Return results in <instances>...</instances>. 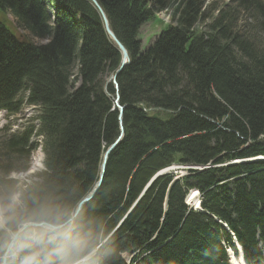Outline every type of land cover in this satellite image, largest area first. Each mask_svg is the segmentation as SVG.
<instances>
[{"label": "trees", "instance_id": "obj_1", "mask_svg": "<svg viewBox=\"0 0 264 264\" xmlns=\"http://www.w3.org/2000/svg\"><path fill=\"white\" fill-rule=\"evenodd\" d=\"M98 2L131 59L117 77L125 134L77 223L56 234L59 245L15 247L11 264H74L96 250L90 264H125L123 255H133L130 264H228L222 244L234 248L232 238L204 213L189 211L188 188L203 194V209L229 226L246 261L255 264L258 234L264 238V0H218L213 24L198 32L193 26L205 17L200 0ZM171 4L179 28L162 32L141 52L139 29ZM34 38L50 41L35 47ZM119 62L88 1L0 0V109L15 115L27 92L45 110L37 130L25 127L5 149L26 169L36 131L45 154L44 184L21 193L22 215L9 219L11 231L25 222L61 224L97 181L103 153L119 135L118 110L110 109L98 83ZM140 103L167 113L148 116L135 107ZM173 164L213 167L175 183L171 175L158 176L143 192ZM14 168L0 166V177ZM15 184L0 196L7 200L3 207L19 192Z\"/></svg>", "mask_w": 264, "mask_h": 264}, {"label": "rangeland", "instance_id": "obj_2", "mask_svg": "<svg viewBox=\"0 0 264 264\" xmlns=\"http://www.w3.org/2000/svg\"><path fill=\"white\" fill-rule=\"evenodd\" d=\"M205 1H207V0H205ZM91 5L93 6V3H91ZM48 11H49V13H51L50 9ZM10 18L11 19L9 21L12 23V25H14L15 24L14 19L11 16H10ZM163 27H165V25L161 24V27H159V25H156V23H154V22H151V23L149 22V23L144 24L138 31L137 41L140 44L142 43L143 48L147 47L150 43H153L157 39V37L160 33V30ZM195 27L196 26L194 25L193 29L196 31L197 29ZM104 31H105V29H104ZM105 33H106V31H105ZM106 35H107V33H106ZM108 38L110 39L109 36H108ZM32 40L36 44H39L41 42L46 44V43H49V41H50L49 38H46L43 40H39V39L34 38ZM107 69H108V67L106 68V71L104 73H102L103 74L102 80L105 83H101V84L98 83V86L101 88V85H102V92L103 93L107 92L106 98L111 102V108L110 109L112 110L113 109L112 100H113V102H117V105H118V104H120V98L117 97L116 92L114 93L115 89H114V84L112 81L113 80L112 76H113L114 72L110 73V72H108ZM72 70L78 76L80 67H79V64L77 62L74 63V65H72ZM67 71H68V69H67ZM185 72L188 73V71L186 69H185ZM76 80H77V82L76 81L74 82L76 84L73 85V91H75L76 86L78 89V85L80 84V81H81V80H79L78 77ZM116 81H117V78H116ZM110 87H112L113 95L109 92ZM117 90L119 92L118 95L120 96L119 88ZM177 90L180 91V89H177ZM103 96L105 97L104 94H103ZM29 103H30V101H29ZM137 105H138V107L141 106L140 104H137ZM35 107H36V103H33V104L30 103L29 105H27L26 101H24L22 111L20 112V110H19V112L17 113V116L14 117V119L11 123V125L13 127L8 132H6L4 134H3V132L0 133V156L1 155L4 156L3 158L0 159V166H1V168H5L9 165L10 166L14 165L15 166L14 169L16 170L15 172L13 171V173H11V174L6 175L5 178L0 177V196L6 195V193H4V192H6L5 187H6V189L11 188L14 183H16L15 184L16 190L19 191V192L14 194V196L11 198V200L9 201V203L5 207H3V204H4L3 202H7V200L6 201L0 200V258H2L3 254H5L7 246L12 242V240L14 239L17 232L22 228V225H24L26 223H33V222L21 223L16 227V230L14 232L8 228V221L11 217H15L16 221H18L20 216L22 215V212H21V208H22L21 207V201L22 200H20V198L22 196L21 193L25 192L26 189H30L32 187L36 188V187L44 184L42 174L44 173V169H45V166H44L45 154L42 151H40V144H41L42 138H38V139L35 138L34 140L30 141L31 144H33L35 141H37L38 145L36 147V150L30 155L28 164H29L30 160H35V158H37L38 160L41 161L39 168L34 167V172L32 171L31 175L29 174V172L28 173L21 172V168L24 164V161H22L20 163L15 161V160L18 161V154L17 153L12 152V151H6L9 149L8 142L13 140V137H15V136L17 137L18 135H21L23 133V131L21 130V125L25 124L26 122H31L30 120H33L36 117L37 110L35 109ZM144 107H145V105H144ZM120 108L122 109V113H123L124 109L122 107H120ZM145 108H147V107H145ZM44 113H45V110H44ZM159 113L160 114L158 116H165V113H162V112H159ZM4 116H5V114L0 113V129L2 128L3 125L6 124V122H3ZM46 117H47V115H44L43 119L44 118L46 119ZM118 117H119V115H118ZM41 119H42V117H41ZM118 120H119V118H118ZM34 123H37V122L34 121ZM215 123H216L217 127L221 126V124H219L218 121H215ZM122 124H123V122H122ZM119 125H120V123H118V126ZM123 137L119 140V143L122 141ZM104 145H106V144H104ZM106 149H105V151H106ZM8 152L10 153V157H8ZM8 158H11L12 161H9ZM250 159H252V158H250ZM244 160H241L243 162H239L240 161L239 160L236 163L250 162L249 159H244ZM256 160L257 159H253V161H256ZM212 167H213L212 165L209 166V168H212ZM29 168H31V164H29ZM29 168H28V171H29ZM206 169H208L206 166L196 167V169H195L194 165L180 166V165L174 164L170 167H167L165 169V173H166V175H171L173 177V181L175 183V181L178 182V181H181L183 179H186V177L190 175V171L202 172ZM0 176H2L1 173H0ZM158 176H160V172L157 173L156 175H154L150 179V181L147 183L146 189H148V187L158 178ZM95 184L96 183H94L92 185L91 190L94 188ZM146 189H144V192L146 191ZM91 190L89 191V193L91 192ZM163 208H164V210L166 209V203L164 204ZM75 209H76V207L74 208V211H75ZM72 211H70L71 213L69 215L73 214ZM189 211H190V209H189ZM77 217L78 216H76L75 219L71 220V222L65 227V230L69 231V227L72 228L77 223V220H78ZM3 224H4L6 229H3V227H2ZM29 230H32V234H30L29 237H23V239H21L18 235L17 239L12 244L14 248L17 247L19 249H23L28 243H39L42 241H44V243H46V244L40 243V245L42 247H46V245H47V246L51 247L50 249H52V250L54 247L59 245L60 240L56 237L50 238L49 237L50 233L49 234H39L40 232L41 233L44 232V230L34 229V228L26 229V231H29ZM38 234H39V236H38ZM54 243H56L55 246H53ZM99 245L101 247L102 242H100ZM11 250L8 253V256H7L8 258L6 260V264H11V263L16 262L15 261L16 257L14 258V256H13L14 251L11 252ZM248 250L252 251L253 246L249 245ZM97 252H98V250L93 251L91 254H89L88 256L78 260L74 264H87V263L90 264L89 263L90 261H92L93 259H96ZM123 259H124L126 264H129L128 263V260H129L128 256H124ZM94 263L98 264L99 261L95 260Z\"/></svg>", "mask_w": 264, "mask_h": 264}, {"label": "water", "instance_id": "obj_3", "mask_svg": "<svg viewBox=\"0 0 264 264\" xmlns=\"http://www.w3.org/2000/svg\"><path fill=\"white\" fill-rule=\"evenodd\" d=\"M89 1H91L93 3V6L100 13V15L102 17V20H103V23H104V28H105V31H106L107 35L110 37V39L113 40V42L115 43L117 49L120 52V57H121L120 65H119L117 71L112 76V78L114 80V79H116L118 77V75L121 73V71L123 70V68L125 67V65L129 62L128 53H127L126 48L117 40V38L115 37L114 33L110 30V28L108 26L107 19H106L104 13H103L101 7L97 3V1L96 0H89ZM140 105H141L140 108H142V111L145 114H147V115H151L152 113H156V112H158V113L159 112H166L162 108L150 107V108L146 109L143 104H140ZM135 107H138V105H135ZM118 118H119V122H120V125H119V135H118L116 141L106 150V153L104 154L103 162L101 164L100 171H99L98 181L95 184L94 188L91 190V192L89 194H87L77 204V207H76L74 213L72 214L71 220L75 219L76 216L79 215V213L81 212L82 208L93 199L94 195L96 194V192L100 188L101 183H102V180H103V177H104L105 166H106V163H107V160H108V156L114 150V148L118 144L119 140L125 134L124 127L123 126L121 127V123H122L121 120H120L121 119V116H119ZM209 122L216 124L215 121H213L211 119L209 120ZM71 220H69L68 222H66L65 224L60 225V226H58V225L57 226L56 225H52V224H49L47 222L26 223V224L22 225V228L17 232V234L15 235L14 239L12 240V242L7 246L6 252H5L4 258L2 259V263L1 264H6L7 255L10 252V250L13 248V245L12 244L15 242V240L18 237V235L20 237L26 231V229L34 228V229H42V230H45L47 232H56V231H59V230L63 229L67 225V223H70L71 222Z\"/></svg>", "mask_w": 264, "mask_h": 264}, {"label": "bare ground", "instance_id": "obj_4", "mask_svg": "<svg viewBox=\"0 0 264 264\" xmlns=\"http://www.w3.org/2000/svg\"><path fill=\"white\" fill-rule=\"evenodd\" d=\"M36 47V46H35ZM81 82V81H80ZM105 83V82H104ZM116 87L118 88V84H117V81H116ZM107 93V92H106ZM112 103H113V110H118V113H119V116H121V122H122V109L120 108V107H122L123 109H124V106H121L120 104H118L117 105V102H113V100H112ZM119 103V102H118ZM120 123V122H119ZM121 125L123 126V124L121 123ZM121 126V127H122ZM257 158H262V157H257ZM250 160V162H253V161H251V159H249ZM262 160H264V159H262ZM245 161V160H244ZM237 161H234V162H231L229 165H233V164H237L236 163ZM239 162H243V161H239ZM244 163H248V162H244ZM174 165V164H173ZM229 165H227V166H229ZM172 166V165H171ZM207 168H209V166H206ZM221 167H224V165H222ZM196 168V167H195ZM102 184V183H101ZM146 189V188H145ZM197 190H193L192 188H188V189H186L185 190V195H186V197H187V201L189 202V203H193V206H195V207H199V210L200 211H202V212H204V213H206V214H211L210 212H207L205 209H203V206H202V203L201 204H199V206H197V204H198V196H197ZM191 210V209H190ZM192 212H196V211H193V210H191ZM235 264H242V262L240 261V260H238V258L237 259H235V262H234Z\"/></svg>", "mask_w": 264, "mask_h": 264}, {"label": "clouds", "instance_id": "obj_5", "mask_svg": "<svg viewBox=\"0 0 264 264\" xmlns=\"http://www.w3.org/2000/svg\"><path fill=\"white\" fill-rule=\"evenodd\" d=\"M140 104H142V103H140ZM143 105H144V104H143ZM138 108H140V107H138ZM141 109H142V108H141ZM146 109H147V108H146ZM41 137H42V136H41ZM41 137H40V138H41ZM40 145H41V144H40ZM36 147H37V144H36L35 146L32 147V150H33L32 153L36 150ZM40 150H41V149H40ZM32 153H31V154H32ZM111 153H112V152H111ZM111 153H110V154H111ZM108 158H109V156H108ZM29 164H31V168H29ZM29 164L27 165V168L24 169V170H22L21 172H26V173L31 172V170L34 169V167H38V166H40L41 162H40V161H36V162H32V161H31V163L29 162ZM202 167H203V166H202ZM28 168H29V171H28ZM105 169H106V166H105ZM87 194H89V192H88ZM87 194H86V195H87ZM11 198H12V197H11ZM10 200H11V199H10ZM81 200H82V199H81ZM81 200H80V201H81ZM80 201H79V202H80ZM79 202H78V203H79ZM78 203H77V204H78ZM77 204L74 205V208L77 207ZM74 208H73L72 213H74ZM82 209H83V208H82ZM81 211H82V210H81ZM80 213H81V212H80ZM80 213H79V214H80ZM71 217H72V215H69V217H68L64 222H62L61 224H58V226L63 225V224H65L66 222H68L69 220H71ZM49 224H51V223H49ZM68 224H69V223H67V225H68ZM52 225H53V224H52ZM67 225H66V226H67ZM56 226H57V225H56ZM66 226H65V227H66ZM65 227H64L63 229L59 230V231L52 232V233H50V234H53L54 237H56V234H57V233H60V232L65 234V233L68 232V230H65ZM70 228H71V227H69V230H70ZM44 232L47 233L46 231H44Z\"/></svg>", "mask_w": 264, "mask_h": 264}, {"label": "flooded vegetation", "instance_id": "obj_6", "mask_svg": "<svg viewBox=\"0 0 264 264\" xmlns=\"http://www.w3.org/2000/svg\"><path fill=\"white\" fill-rule=\"evenodd\" d=\"M197 208V207H196ZM198 209H199V207H198Z\"/></svg>", "mask_w": 264, "mask_h": 264}, {"label": "snow or ice", "instance_id": "obj_7", "mask_svg": "<svg viewBox=\"0 0 264 264\" xmlns=\"http://www.w3.org/2000/svg\"><path fill=\"white\" fill-rule=\"evenodd\" d=\"M197 206H199V205L197 204Z\"/></svg>", "mask_w": 264, "mask_h": 264}]
</instances>
